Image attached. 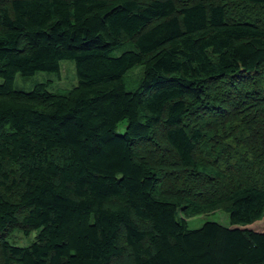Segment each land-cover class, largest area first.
Listing matches in <instances>:
<instances>
[{"label":"trees","instance_id":"trees-1","mask_svg":"<svg viewBox=\"0 0 264 264\" xmlns=\"http://www.w3.org/2000/svg\"><path fill=\"white\" fill-rule=\"evenodd\" d=\"M198 1L0 0V264H264L243 229L264 217V24L235 16L264 0ZM65 60L72 89L15 90ZM224 103L246 118L219 161ZM217 210L232 228L187 229Z\"/></svg>","mask_w":264,"mask_h":264},{"label":"rangeland","instance_id":"rangeland-1","mask_svg":"<svg viewBox=\"0 0 264 264\" xmlns=\"http://www.w3.org/2000/svg\"><path fill=\"white\" fill-rule=\"evenodd\" d=\"M144 1L146 0H141V2ZM200 1H202V3L204 2V4L207 6H211L214 5V3H219V1L221 0H200ZM245 7L247 6L241 7L239 14L235 16L249 17L256 22H260L264 24L263 7H255V8L254 7L245 8ZM121 53H122V49H117L114 50L111 54L116 57ZM142 72H143V66H136L126 73L124 80L127 91H132L137 88L142 76ZM1 82L2 81L0 79V83ZM38 84H46V89L50 93L61 94L67 92L77 84L74 63L70 60L62 61L60 64L59 74L57 75L46 72H38L31 77H22L20 74H17L15 76L14 86H15V90L17 91L27 93L30 92ZM217 86L221 87V85H217ZM238 86L239 84H236L234 87H232L234 88L232 90L224 89V94H223L224 99L227 100L233 97L237 89L235 87ZM223 109H224L223 114L225 116V119L228 122L232 121L230 125H226V128L228 130L224 133L221 132L220 128L217 126L218 119H216V121H214L210 125H208L209 122L206 116H202L201 119V122L203 123L202 125L203 126L208 125L207 128L211 131V133L207 135V138L209 139L207 143L214 144L216 156L219 161L222 159V154L220 152L221 150L218 149L216 146L219 143H221V145H225L226 147H231V148L235 147L234 141L240 136L238 133V128L242 126V122L244 118H246L237 112L235 113L233 108L227 103H224ZM127 124H128L127 120H124L121 123H119L116 129L118 135H122L124 133ZM160 139H161V135H160ZM205 149H209L208 144L205 145ZM185 221H186L187 229L189 230H198L207 223H216L225 228H232L230 224L229 216L223 210H217L216 212L210 214L196 215L186 219ZM243 229H248L255 232L263 231L264 217L261 220L244 227ZM7 237L10 244L19 247H27L35 240L36 232L26 236L17 228H15L8 233ZM128 255L129 254L127 253L122 259L118 260L117 264H125L127 262L126 257Z\"/></svg>","mask_w":264,"mask_h":264}]
</instances>
